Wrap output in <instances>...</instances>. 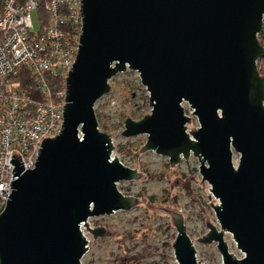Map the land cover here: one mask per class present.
<instances>
[{"label": "water", "instance_id": "1", "mask_svg": "<svg viewBox=\"0 0 264 264\" xmlns=\"http://www.w3.org/2000/svg\"><path fill=\"white\" fill-rule=\"evenodd\" d=\"M81 13L62 128L42 140L35 168L24 170L14 154L10 160L15 179L0 213V264H82L89 248L83 226L95 238L107 234L88 219L137 204L118 183L142 173L112 158V138L95 111L126 69L139 73L152 111L128 117L121 133L148 134L143 151L172 165L196 156L220 223L219 230L207 221L198 241L217 243L223 264H264V0H82ZM184 102L196 130L188 131ZM169 213L178 264H208L198 260L183 215ZM225 232L242 258L229 251Z\"/></svg>", "mask_w": 264, "mask_h": 264}, {"label": "rangeland", "instance_id": "2", "mask_svg": "<svg viewBox=\"0 0 264 264\" xmlns=\"http://www.w3.org/2000/svg\"><path fill=\"white\" fill-rule=\"evenodd\" d=\"M33 20L35 31H38L40 22L36 12L33 13ZM110 85V91L95 104L99 128L112 138V158H118L124 165L142 173L139 179L118 183L124 195L134 196L138 202L129 210L88 219L91 228L103 226L107 234L95 238L83 226L89 248L82 264H178L173 248L177 229L170 210L183 215L197 249L198 260L223 264L217 243L198 241L209 231L207 221L220 230L215 208L211 205V202L217 205L219 201L212 194L211 185L202 181L199 159L192 154L172 165L168 156L153 150L143 151L148 134L125 137L121 132L128 117L140 120L151 113L149 92L142 84L139 73L132 69L115 75ZM183 106L191 117L188 131L196 130L200 126L197 116L189 103L184 102ZM238 159L239 154L234 153L235 163ZM2 204L0 202V209ZM224 238L229 251L242 258L244 253L232 234L225 232Z\"/></svg>", "mask_w": 264, "mask_h": 264}, {"label": "built area", "instance_id": "3", "mask_svg": "<svg viewBox=\"0 0 264 264\" xmlns=\"http://www.w3.org/2000/svg\"><path fill=\"white\" fill-rule=\"evenodd\" d=\"M82 0H4L0 6V202L12 191L15 165L33 169L42 140L63 123L66 79L82 32ZM40 29L35 31L33 13ZM264 32V30H263ZM260 39V38H259ZM264 45V36L260 39ZM32 79L26 88L20 72ZM24 75V74H23ZM60 82V87L54 85Z\"/></svg>", "mask_w": 264, "mask_h": 264}, {"label": "trees", "instance_id": "4", "mask_svg": "<svg viewBox=\"0 0 264 264\" xmlns=\"http://www.w3.org/2000/svg\"><path fill=\"white\" fill-rule=\"evenodd\" d=\"M3 1L4 0H0V6H2ZM263 36H264V32L259 35V38L261 39ZM258 68H259L261 76L264 77V56L261 59H259ZM25 73H26L25 71L20 72V76H21L20 79L26 78L23 81V85L21 86L22 88H26L30 83L33 82L32 79H30L28 76H25ZM54 85L59 88L60 82L57 80L54 82ZM2 210H3V207L0 209V213Z\"/></svg>", "mask_w": 264, "mask_h": 264}]
</instances>
